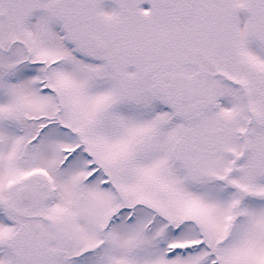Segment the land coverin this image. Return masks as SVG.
<instances>
[{
  "label": "snow or ice",
  "instance_id": "1",
  "mask_svg": "<svg viewBox=\"0 0 264 264\" xmlns=\"http://www.w3.org/2000/svg\"><path fill=\"white\" fill-rule=\"evenodd\" d=\"M0 264H264V0H0Z\"/></svg>",
  "mask_w": 264,
  "mask_h": 264
}]
</instances>
